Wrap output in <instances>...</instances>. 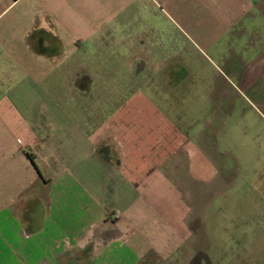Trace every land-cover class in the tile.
Here are the masks:
<instances>
[{"label": "crops", "instance_id": "crops-1", "mask_svg": "<svg viewBox=\"0 0 264 264\" xmlns=\"http://www.w3.org/2000/svg\"><path fill=\"white\" fill-rule=\"evenodd\" d=\"M205 1L193 7L194 18L218 27L211 40L198 37L222 63L212 60L222 73L220 98L232 107L241 99L264 117V0ZM149 7L151 0H0V264L149 262L151 245L112 218L104 197L108 189L138 197L156 176L143 172L153 159L147 150L181 148L177 123L134 89L158 71L131 40ZM60 73L65 88L56 89L67 92L78 80L81 98L114 100L113 85L124 81L130 94L110 120L101 123L100 106L76 108L57 131L39 118L50 106L37 96L52 95ZM194 151L186 148V159Z\"/></svg>", "mask_w": 264, "mask_h": 264}, {"label": "rangeland", "instance_id": "rangeland-1", "mask_svg": "<svg viewBox=\"0 0 264 264\" xmlns=\"http://www.w3.org/2000/svg\"><path fill=\"white\" fill-rule=\"evenodd\" d=\"M151 1L152 14L140 17L131 40L140 53L149 54L147 63L158 71H148V79V75L138 79L134 89L149 94L166 121L177 123L181 148L175 152L169 147L156 149L152 154L147 147L153 159L143 163V172L156 176L144 183L138 197H122L108 189L106 208L112 218H121L122 224L151 245L147 264H264V117L241 99L232 107L220 98L222 73L218 74L212 60L222 63L198 37L209 41L218 27L194 18L193 7L200 6L201 0ZM179 6L192 15L180 17L175 11ZM60 77L52 95L37 96L50 106L39 118L57 131L76 108L100 106L107 110L101 123L110 120L111 111L120 108L130 94L124 81L113 85L118 92L114 100L96 99L94 93L85 99L78 80L69 82L67 92L57 90L62 73ZM62 85L65 88V82ZM142 135L149 140L154 133ZM111 147L113 155V143ZM186 148L195 150L191 160L186 159ZM203 152L206 160L201 163ZM188 161L193 175L187 172ZM132 203L137 205L131 210Z\"/></svg>", "mask_w": 264, "mask_h": 264}]
</instances>
